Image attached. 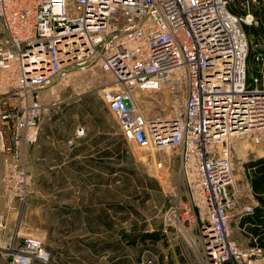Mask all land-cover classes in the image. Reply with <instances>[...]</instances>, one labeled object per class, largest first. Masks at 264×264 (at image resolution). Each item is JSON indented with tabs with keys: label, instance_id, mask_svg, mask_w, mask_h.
Returning <instances> with one entry per match:
<instances>
[{
	"label": "built area",
	"instance_id": "obj_1",
	"mask_svg": "<svg viewBox=\"0 0 264 264\" xmlns=\"http://www.w3.org/2000/svg\"><path fill=\"white\" fill-rule=\"evenodd\" d=\"M252 1L240 0L244 13L236 14L230 0H0V154L8 210H19L31 182L25 155L43 111L40 93L68 84L72 71L97 67L111 79L101 98L126 139L180 147L182 173L202 196L208 220L202 230L207 264H264L263 247L242 248L230 237L238 193L231 190L234 156L242 154L236 148L244 140L264 147V48L249 65L243 28L257 24ZM180 73L187 83L182 110L147 118L136 92L160 90ZM83 134V127L74 131L75 138ZM240 213L251 215L254 206ZM165 219L182 227L196 220L187 205L170 209ZM3 229L0 218V263H50L41 239L15 231L5 241Z\"/></svg>",
	"mask_w": 264,
	"mask_h": 264
},
{
	"label": "rangeland",
	"instance_id": "obj_2",
	"mask_svg": "<svg viewBox=\"0 0 264 264\" xmlns=\"http://www.w3.org/2000/svg\"><path fill=\"white\" fill-rule=\"evenodd\" d=\"M239 1L230 0L229 8L243 14ZM249 11L257 21L243 24L251 44L248 61L253 66V54L264 48V0L252 1ZM4 37L0 20V39ZM253 75L249 72L248 80ZM171 76L160 90L136 92L138 106L147 118L171 116L182 110L186 79L182 73L178 78ZM110 80L97 67L83 73L72 71L68 84L56 83L40 93L43 111L36 139L25 155L31 182L19 210H9L15 214L13 233L41 239L51 252L49 264H146L148 260L153 264H207L202 230L208 220L202 196L189 187L182 173L180 147H141L126 139L101 98V90ZM78 126L83 127L84 134L75 138ZM71 139L73 145L68 144ZM248 148L264 151L262 145L253 147L249 140L239 141L236 151L244 155ZM234 162L231 190L238 193L230 235L238 232L245 240L236 220L245 200L253 194L249 181L243 178L242 165ZM56 164L59 167L49 168ZM35 182L40 187V200H50L47 231L43 226H33L35 219L30 228H22ZM183 205L195 215L191 228L165 219L167 211ZM144 233H154L158 239H143ZM13 241L11 244H16Z\"/></svg>",
	"mask_w": 264,
	"mask_h": 264
},
{
	"label": "crops",
	"instance_id": "obj_3",
	"mask_svg": "<svg viewBox=\"0 0 264 264\" xmlns=\"http://www.w3.org/2000/svg\"><path fill=\"white\" fill-rule=\"evenodd\" d=\"M237 157L240 158L237 160ZM235 160L237 163L242 165V175L247 183L250 184V188L252 189V197L248 196L243 204H251L254 206V213L251 215H242L241 208L238 213V217L236 220L237 229L245 240L240 237V234L232 233L230 237L235 240L240 246L247 247L249 245L258 244L264 249V180L262 176L264 175V171H257L255 163L264 161V151L255 152L254 154H250L248 156H239L237 155ZM3 155L0 154V218L4 222L3 229V237L5 241H9L14 235L13 231L15 230V214L10 212L7 208V197L4 191V161ZM235 164V162H234ZM59 164L52 165L49 168H57ZM39 184L35 182L34 192L32 197L28 203L26 211L21 220L22 228L27 229L30 228V224L32 220H37L33 226H38L46 228V231L50 228L47 223V214L52 212L50 207V200L44 199L43 201L39 198ZM234 187V184H233ZM242 206V207H243ZM244 243H243V242Z\"/></svg>",
	"mask_w": 264,
	"mask_h": 264
},
{
	"label": "trees",
	"instance_id": "obj_4",
	"mask_svg": "<svg viewBox=\"0 0 264 264\" xmlns=\"http://www.w3.org/2000/svg\"><path fill=\"white\" fill-rule=\"evenodd\" d=\"M255 165H256V170L257 171H261V172L264 171V161L257 162V163H255ZM262 179L264 180V175L262 176ZM142 237H143V239L150 238L153 241L158 239V236L156 234H154V233H144L142 235Z\"/></svg>",
	"mask_w": 264,
	"mask_h": 264
}]
</instances>
